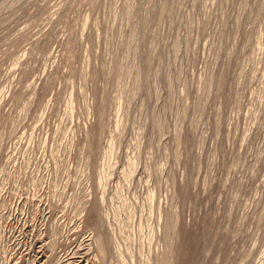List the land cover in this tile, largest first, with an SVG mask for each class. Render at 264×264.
<instances>
[{"label":"rangeland","instance_id":"rangeland-1","mask_svg":"<svg viewBox=\"0 0 264 264\" xmlns=\"http://www.w3.org/2000/svg\"><path fill=\"white\" fill-rule=\"evenodd\" d=\"M0 264H264V0H0Z\"/></svg>","mask_w":264,"mask_h":264}]
</instances>
